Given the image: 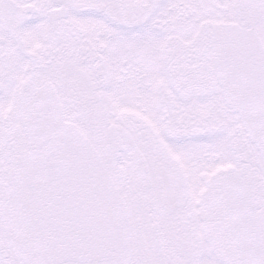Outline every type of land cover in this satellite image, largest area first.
<instances>
[{"label": "snow or ice", "instance_id": "obj_1", "mask_svg": "<svg viewBox=\"0 0 264 264\" xmlns=\"http://www.w3.org/2000/svg\"><path fill=\"white\" fill-rule=\"evenodd\" d=\"M0 264H264V0H0Z\"/></svg>", "mask_w": 264, "mask_h": 264}]
</instances>
